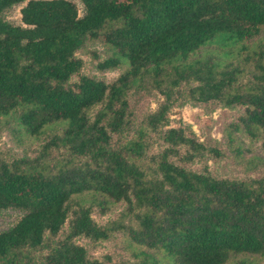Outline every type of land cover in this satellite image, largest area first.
Instances as JSON below:
<instances>
[{
	"label": "trees",
	"instance_id": "obj_1",
	"mask_svg": "<svg viewBox=\"0 0 264 264\" xmlns=\"http://www.w3.org/2000/svg\"><path fill=\"white\" fill-rule=\"evenodd\" d=\"M80 2L82 15L73 0H0V128L51 132L35 158L0 157V209L23 211L0 231V264H118L77 242L115 231L132 264H264V177L187 167L223 150L169 118L180 101L240 106L228 141L245 136L264 152V41L253 42L264 0ZM19 3L21 24L1 17ZM88 40L106 49L91 52L99 70H126L111 82L83 74L76 52ZM146 81L162 100L132 129L127 92ZM85 194L103 214L124 202L130 221L98 224L73 204Z\"/></svg>",
	"mask_w": 264,
	"mask_h": 264
},
{
	"label": "rangeland",
	"instance_id": "obj_2",
	"mask_svg": "<svg viewBox=\"0 0 264 264\" xmlns=\"http://www.w3.org/2000/svg\"><path fill=\"white\" fill-rule=\"evenodd\" d=\"M73 1L78 6L79 15H82L84 10L80 0ZM21 6L22 3H19L6 8L1 13V17L12 24H21ZM258 41H264V32L261 37L253 42L257 43ZM91 52H95L99 59L106 57V49L101 43L94 40L86 41L85 46L76 52V56L80 57L83 62L81 70L83 74L102 79L105 82H111L126 70L125 66L99 70L97 68V60L93 58ZM149 84L146 81L147 88L132 87L127 92L129 119L132 129L139 125L145 114L155 110L162 100V96L158 91ZM242 112L243 108L240 106H228L219 103H196L187 100L173 104L169 110L171 125H182L192 131L206 146H215L223 150V156L218 159H213L211 156L206 155L202 161L193 162L187 167L198 171L205 164L212 175L223 178L264 177V152L261 150L259 143L251 141L245 136H239L231 143L228 141L227 132L230 129V123L236 121ZM50 133L47 131L38 137H30L17 133L12 127L3 126L0 128V157L8 160L14 158H35ZM237 141H240L241 147L244 149L243 156L246 160H239L236 156ZM251 157H254V160H249ZM142 162L146 164L148 160L143 159ZM76 201L84 202V205L91 208L92 218L98 224H105L116 219L123 223L130 221L129 215H122L125 213L124 202L111 205L103 214L101 212L103 206L97 204V201L89 194L75 196L73 204ZM22 214L23 211L18 208L0 209V231L10 228L20 219ZM66 229L67 223L64 224L59 236ZM77 242L86 248L87 254L91 257L100 258L104 254H109L118 264H132L137 259L127 246L126 236L122 231H115L112 237L105 241L92 242L80 237ZM257 264L263 263L259 261Z\"/></svg>",
	"mask_w": 264,
	"mask_h": 264
}]
</instances>
